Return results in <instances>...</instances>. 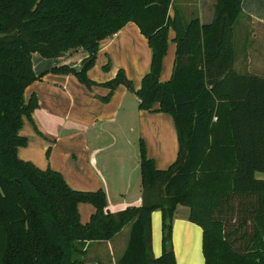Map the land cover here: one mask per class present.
I'll return each instance as SVG.
<instances>
[{"label": "trees", "instance_id": "trees-1", "mask_svg": "<svg viewBox=\"0 0 264 264\" xmlns=\"http://www.w3.org/2000/svg\"><path fill=\"white\" fill-rule=\"evenodd\" d=\"M214 1L212 20L200 23L196 15L184 20L178 0H0V264H85L95 246L126 225L123 251L95 255L98 264H179L171 242L178 205L202 229L204 264H264V177L255 175L264 176V77L233 67L241 0ZM127 22L151 50L134 91L137 106L173 117L178 151L165 169L141 153L140 203L110 210L103 189H72L59 171L40 169L17 150L26 144L23 117L37 106L33 95L24 100L26 86L48 71L91 84L86 72L100 41ZM170 28L173 69L160 81ZM77 47L86 52L79 67L35 72L32 53L57 59ZM120 82L131 88L122 70L105 84L113 89ZM81 202L94 208L85 223ZM155 209L162 218L159 256L152 251Z\"/></svg>", "mask_w": 264, "mask_h": 264}, {"label": "crops", "instance_id": "crops-1", "mask_svg": "<svg viewBox=\"0 0 264 264\" xmlns=\"http://www.w3.org/2000/svg\"><path fill=\"white\" fill-rule=\"evenodd\" d=\"M246 1L250 3V7L247 8L248 10H246V13H249V15H242L246 16V21L240 25V32H233V67L236 71L242 74L264 77V0ZM242 2L244 4V0H242ZM214 3V0H194L192 9L193 11L191 10V13L199 18L200 23L210 22L214 13ZM178 5L182 10V14L183 12L186 13L183 10V4L178 3ZM196 6L198 7V9H196ZM259 13H262L263 16H260ZM172 14L173 11L170 8L169 15L172 16ZM186 16L187 18L186 20H184L188 22L190 20V16ZM251 16L254 20L251 19ZM205 17H207V20L202 19ZM174 36L175 33L170 28L168 31L166 56L164 55L162 59V68L159 75L160 81L168 80L172 73L175 56V43L173 40ZM143 40H146V38L144 37V35L141 34L138 26L133 22H127L113 36L104 38L100 41L97 53L98 61L104 60L103 54H110L111 57H114L119 54H128V52L130 51V47H132L133 43L141 42L142 44H144ZM70 51L71 50H69L68 52ZM63 58H65V55L57 59L51 58L53 61L52 63L48 62L50 58H38L36 59V61L33 62L34 70L36 73H41L42 71L49 69L51 66H53L56 60H64ZM137 61L134 67L133 62H131L130 65L131 68L133 67L135 69L134 73L137 74V76L139 77L140 75L142 76L144 73L146 74L149 70L148 58L147 63L144 61L139 63ZM71 64L75 67H79L78 61H74V63L71 62ZM128 76L131 77L130 73H128ZM44 78L47 80L46 82H34L27 87L28 92H35L38 96L40 108H38L34 112V114L32 113L31 115V118L33 117V120L36 124L39 122L38 120L40 119L42 123H45L47 127H50L52 125L57 124V120H61V130H63L65 129L66 124H68V126L72 124L70 120H78L80 121L79 124L83 123V125L85 126H94L95 130H99L101 134L112 133L109 129L106 128V123L104 121H101L100 123L96 122L98 119H101L103 117L100 118L98 115H92L91 117L86 119L87 115L89 114L83 109L82 102L79 99V92L82 90V85H80L77 78L73 74H59L49 72L44 75ZM92 101L98 102L95 99H92ZM157 107L158 104L155 103L153 105V109H156ZM39 110H42L41 115L38 113ZM139 116L142 120L151 119L158 121V151H156V153H151V156L149 157L155 160V165L157 168L164 169L166 165L169 166L173 161H175L177 156L176 151L178 149V140L174 119L169 113L159 111L149 112L146 110H140ZM55 117H61L62 119H56ZM213 120H216L215 116L213 117ZM19 133L24 136L21 133V129H19ZM67 137L70 138L71 141L73 138H75V141L80 142L83 147V150L85 152L87 151L85 153L87 155V166L101 180V186L103 187L107 196L108 209L114 210L116 207H120L123 205L140 203L141 196L135 197L131 200H127L122 195L114 194V192L112 191L114 189V182L112 177L106 176L103 170H101L98 166L97 159L101 154L99 152L112 146V143L91 144L92 141L85 134L84 127L80 126H77L76 132H68ZM52 139H57L59 142H62L61 138L52 137ZM98 143H100V141ZM56 144L57 143H53L54 146ZM17 155L23 160L32 162L40 169L47 168L45 166V162H43L42 160L35 159L33 153H28L27 151H25V149H23V146L18 148ZM51 166L53 170L59 171L63 175L66 182H68L64 169L55 167L53 166V164ZM255 175L257 178L264 177L263 174L260 172L256 173ZM76 190L91 191L96 190V188L94 187L92 189ZM78 211L80 221L85 223L89 220L91 214L94 211V208L88 203L81 202L78 204ZM188 214L189 208L187 206L178 205L176 207L171 230V242L174 258L179 264H204V256L202 252V229L200 226L188 220ZM151 231L152 251L153 248H156V252L154 255L159 256L162 250L160 212L155 213L153 216L151 214ZM112 240H110L111 243L106 242L95 246L91 250V252H89V257L91 258V260L95 261V255H105L107 251H110V253L115 254V250L113 247L114 242ZM125 243L126 242L123 238L121 241L116 242L115 245L118 247V251H123ZM158 249H161L159 254ZM121 252H117L116 256ZM95 263L97 262L95 261Z\"/></svg>", "mask_w": 264, "mask_h": 264}, {"label": "rangeland", "instance_id": "rangeland-1", "mask_svg": "<svg viewBox=\"0 0 264 264\" xmlns=\"http://www.w3.org/2000/svg\"><path fill=\"white\" fill-rule=\"evenodd\" d=\"M178 3L183 4V10L186 12H183L184 19L186 20V15H189L191 18L193 16L191 10L193 9L194 0H178ZM249 7L250 3L244 0L243 4L241 0V12L233 25V32H240V25L246 21V16L242 15H249V13H246ZM196 9H198L197 6ZM259 15L263 16L262 13H259ZM202 19L207 20V17ZM251 19L254 20L252 16ZM143 43L144 44L141 42L133 43L128 54H119L114 57H111L110 54H103V61H98L97 51L94 63L86 72L87 77L93 82L91 84H86L77 79L80 85H82V90L79 92V99L82 102L83 109L89 114L86 119L92 115H98L100 118L103 117L96 122L100 123L104 121L106 123V128L112 133L101 134L99 130H95L94 126L90 127L83 125V123L79 124L80 121L78 120H70L72 124L69 126L66 124L63 130H61V120H57V124L50 127H47L40 119L38 120L40 123L38 122L36 124L34 122L31 115L40 108V105L37 94L35 92H28L27 87L34 82H46L47 80L44 78V75L51 71L45 72L41 77L32 81L24 89V100L27 102L31 95H33L37 106L31 112L30 116L23 117V120H25L22 121L20 127L21 133L26 137V144L23 146V149L28 153H33L35 159L45 162L47 168L52 169L51 165L53 164L55 167L64 169L68 179L67 184L72 188L92 189L95 187L96 190L97 188L103 189L99 177L87 166V155L85 154L87 151L85 152L83 150L82 145L80 142L75 141V138L71 141V139L67 137L68 132H76L77 126H80L84 127L85 134L92 141L91 144H113L109 148L99 152L101 154L97 159V163L106 176L112 177L114 182V189L112 191L114 194L122 195L127 200L141 196L140 156L141 153H145V155L149 157L151 153H156V151H158L157 133L159 131L158 121L140 119L139 111L142 109L138 108L134 95V91L140 87L142 78L145 75L144 73L142 76L140 75L138 77L137 74L134 73L135 69L133 67L137 59L139 63L142 61L147 63L148 58V67L150 66V48L146 40H143ZM85 53L82 47L71 49V51L65 55V58H63L64 60L58 59L54 64H71V62L74 63V61H78V66H80ZM164 55L166 56V53ZM31 56L33 62L38 58L43 59L37 52L32 53ZM48 62L52 63L53 61L50 58ZM131 62L134 63L132 68L130 65ZM119 70H122L125 77L131 80V88L123 82L117 84L113 89H110L105 84L113 79ZM128 73H130L131 77L128 76ZM92 99L98 102H93ZM149 112L158 111L151 110ZM38 113L41 115L42 110H39ZM55 118L62 119L61 117ZM51 136L61 138L62 142H59L57 139H52ZM99 141L100 143H98ZM53 143L57 144L54 146ZM154 163L156 164L155 160ZM167 167L168 165H166L165 168ZM158 212L161 214L160 209L153 210L152 216ZM128 232L129 225H126L112 240L114 242L113 247L115 255L117 252H121L118 251V247L115 245L116 242L121 241L122 238L126 242ZM160 250L161 249H158V254ZM153 252L155 254L156 248H153ZM85 264L97 263L91 260L88 253Z\"/></svg>", "mask_w": 264, "mask_h": 264}]
</instances>
